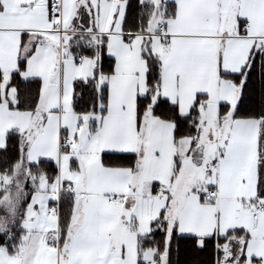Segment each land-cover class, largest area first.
I'll list each match as a JSON object with an SVG mask.
<instances>
[{
    "label": "snow or ice",
    "instance_id": "obj_1",
    "mask_svg": "<svg viewBox=\"0 0 264 264\" xmlns=\"http://www.w3.org/2000/svg\"><path fill=\"white\" fill-rule=\"evenodd\" d=\"M0 264H264V0H0Z\"/></svg>",
    "mask_w": 264,
    "mask_h": 264
}]
</instances>
